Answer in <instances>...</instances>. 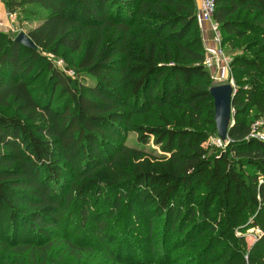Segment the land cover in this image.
<instances>
[{
    "label": "trees",
    "instance_id": "obj_1",
    "mask_svg": "<svg viewBox=\"0 0 264 264\" xmlns=\"http://www.w3.org/2000/svg\"><path fill=\"white\" fill-rule=\"evenodd\" d=\"M4 2L19 32L38 25L25 32L34 49L0 30L3 247L36 264L70 214L80 212L77 232L92 228L105 240L124 209L145 242L184 238L163 258L192 242L181 264H210L219 253L224 264H264V141L250 136L264 120V0H215L235 89L220 150L207 145L217 138L214 84L197 0ZM247 228L260 230L251 247ZM65 245L74 256L84 248ZM116 250V264H134Z\"/></svg>",
    "mask_w": 264,
    "mask_h": 264
},
{
    "label": "rangeland",
    "instance_id": "obj_2",
    "mask_svg": "<svg viewBox=\"0 0 264 264\" xmlns=\"http://www.w3.org/2000/svg\"><path fill=\"white\" fill-rule=\"evenodd\" d=\"M106 31L107 34L110 35L112 29H106L105 32ZM57 66L59 65L57 64ZM228 77L229 69L225 72V77H222V74H219V78L222 80V82H225ZM261 128L264 130V123ZM215 140L216 139L212 137L207 145L215 146L218 148V150L223 149V146H218L215 143ZM125 144L128 146H135V136L133 134H128ZM153 148L154 147L152 145H149L145 147V150L149 151V149ZM107 195H109V193H103V197ZM126 212L127 211L124 209L119 210L115 216L109 220L112 221L116 218L114 222H111L108 225L110 230L108 231V235L105 240L101 238L102 236H99L96 234V232H93L92 228L87 232H83V230H81V232H77L76 226L80 227L81 224V222L78 220V216L81 217L79 215L80 212L77 211L75 214H70V217L67 218L69 221L68 223L66 222L67 226L66 224H63V229L60 230L61 232L56 230L57 232L55 231L51 237V241H53L52 251L48 253L46 259L37 256L35 259L36 264H79L80 259H82L81 263L86 264H116L109 253H117L116 247L118 245L123 247L121 257H124L126 260H132L134 264H181L183 259L178 257L189 255V250L195 251L193 247L194 244L190 242L188 245L185 244V246L188 248L174 250L170 259L163 258L162 253L165 254L177 248L182 244L184 238L176 236L175 241L171 245H167L163 248H160V233L154 235L151 241L147 240L148 242H145L147 233L144 226L142 224H135L134 221L129 218V216L127 217ZM137 217L138 215L134 214L132 218ZM126 221H128L127 224H125ZM156 229L159 228L157 227ZM259 234V229L247 228L244 235L246 245L251 247V245L255 243L256 239H258ZM68 239H71L74 244H77L76 246L78 248L80 245H84V248L77 249L75 252L76 256L69 254L71 250L66 248L65 243ZM44 240L45 239H43L42 242H44ZM150 245H152L153 248ZM108 247H110V249ZM219 249L220 248H218L217 251H219ZM156 251L157 255L154 258L152 256V252ZM24 254L25 256L19 257L17 250L4 248L0 243V264H32L31 260L33 255H28L27 253ZM97 255V259L90 262ZM224 260V254L219 253L214 259H211L210 264H215L216 262L219 264H224Z\"/></svg>",
    "mask_w": 264,
    "mask_h": 264
},
{
    "label": "built area",
    "instance_id": "obj_3",
    "mask_svg": "<svg viewBox=\"0 0 264 264\" xmlns=\"http://www.w3.org/2000/svg\"><path fill=\"white\" fill-rule=\"evenodd\" d=\"M199 9L196 14L197 23L199 27H203L205 23L209 24L210 31L213 33L215 41L217 42V47L215 49H207L205 48V59L203 65L206 69L209 70L213 84L219 83H231L233 86V81L228 77L225 82L219 78V74H222V77H225V72L228 71L229 66V58L225 55L224 51L220 46V32L219 26L217 23L213 21V13L215 9V0H197ZM7 24L0 23V30L6 33L16 34L18 33V29L14 28L13 22L16 20V14L6 12L5 13ZM202 30V29H201ZM57 64L62 67V62L57 61ZM264 120L256 122L252 126V131L250 136L255 137L259 140L264 141V130L261 128ZM215 143L224 147L226 144L222 143L218 137L215 138ZM229 141V139H228ZM260 236V234H259ZM257 240V239H256Z\"/></svg>",
    "mask_w": 264,
    "mask_h": 264
},
{
    "label": "water",
    "instance_id": "obj_4",
    "mask_svg": "<svg viewBox=\"0 0 264 264\" xmlns=\"http://www.w3.org/2000/svg\"><path fill=\"white\" fill-rule=\"evenodd\" d=\"M15 42L24 47L34 49L35 45L28 35L21 31L15 37ZM214 102V122L218 139L226 144L228 142V131L233 125L232 100L235 95L234 86L231 83L214 84L209 89Z\"/></svg>",
    "mask_w": 264,
    "mask_h": 264
},
{
    "label": "crops",
    "instance_id": "obj_5",
    "mask_svg": "<svg viewBox=\"0 0 264 264\" xmlns=\"http://www.w3.org/2000/svg\"><path fill=\"white\" fill-rule=\"evenodd\" d=\"M7 12L6 4L4 0H0V23L7 24V19L5 16V13ZM38 23H32V24H23L22 31L26 32L27 30L36 27ZM14 28L18 29L20 26L18 25V22L15 20L13 22ZM201 38L204 45V48L207 49H215L217 47V42L215 41L213 33L210 31V27L208 23H205L203 27H201ZM230 77V76H229Z\"/></svg>",
    "mask_w": 264,
    "mask_h": 264
}]
</instances>
